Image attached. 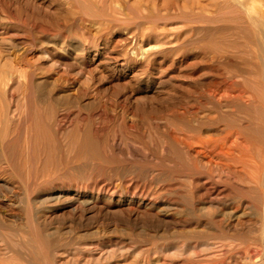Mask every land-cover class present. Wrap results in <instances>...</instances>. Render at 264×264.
I'll list each match as a JSON object with an SVG mask.
<instances>
[{
  "label": "rangeland",
  "instance_id": "rangeland-1",
  "mask_svg": "<svg viewBox=\"0 0 264 264\" xmlns=\"http://www.w3.org/2000/svg\"><path fill=\"white\" fill-rule=\"evenodd\" d=\"M199 1L0 0V197L8 187L17 197L15 206L0 200V217L27 240L23 262H177L188 252L153 248L208 229L205 215L218 218L222 207L235 206L230 196L205 194L204 184L237 193L254 167L245 168L248 175L234 159L209 167L176 141L175 128L202 105H264V57L254 42L242 48L251 51L248 57L239 52L245 61L211 62L202 26L214 23L203 22ZM227 69L245 81L244 100L218 103L210 94ZM252 110H236L233 117L264 131ZM222 122L196 127L193 147L217 136ZM234 140L230 136L225 149ZM257 152L245 158L260 157ZM248 218L258 223L255 215ZM196 250L190 256L200 262L221 256L223 264L245 261L238 248Z\"/></svg>",
  "mask_w": 264,
  "mask_h": 264
},
{
  "label": "bare ground",
  "instance_id": "bare-ground-1",
  "mask_svg": "<svg viewBox=\"0 0 264 264\" xmlns=\"http://www.w3.org/2000/svg\"><path fill=\"white\" fill-rule=\"evenodd\" d=\"M199 2H200V7L202 9V16L204 18L203 22L207 23L210 21L209 23H211V22L214 23V25H211V26L209 24L202 26V31L204 33L203 38L207 39V41L205 40L206 42L204 41L206 44L205 43H204L205 45L203 44L204 47L206 46V49H203V50H205V52H206V53L204 52L205 55H209V59L211 62L217 64L221 61V59L226 60L230 57L231 58H238L239 57L240 59H242L243 56H241L239 54V52L241 50L244 51V49H242V48L248 49L247 46H249L250 43L253 44L254 42L259 47L260 53L258 52L259 53L258 56H260V54L262 53V55L264 57V0H204L202 4H201V2H202L201 0ZM191 3L193 4V2H191ZM213 32H214V34L211 35V38H212V36H214V37L211 40V39H209L210 37H208V36H210V34ZM258 47L256 48L257 50H258ZM249 52H247V53L245 52V54H247V57L249 54H251V51H249ZM256 58L258 59V57H255V59ZM244 59H246L245 56L242 60H244ZM244 61H243V63H244ZM260 61H261V59L259 60V62ZM240 62L242 63V61H240ZM260 63H263V61H261ZM248 66H249V64H248ZM261 66H262V64H261ZM259 70H260V68H259ZM263 70H264V68H262L261 71H263ZM259 73L260 72H258L257 74L259 75ZM262 73H260L259 76L261 77V74H262L263 75L262 77L264 78V72H262ZM216 74H218V73H216ZM219 74H221L225 77H224V79H222L223 81L221 84H218L214 88L209 89V92L213 96V98H215V100H217L218 103H224V104L231 103L232 101L237 100V99H239V100L243 99L242 91H244V89L247 87V85L245 86V84H246L245 81H243L242 83L239 81L240 82L239 83L237 81L238 79L236 80V77H238L240 74H238L236 72V70H231V69H227L224 73H222L220 71ZM255 76L257 77V75H255ZM260 77L258 79H260ZM252 80H253V78H252ZM258 81H260V80H258ZM251 84H252V82H251ZM257 84H259V83H257ZM256 87H258V86H256ZM250 88H252V87H250ZM258 88H260V87H258ZM253 89H254V87H253ZM256 89L257 88H255V90ZM236 90H237V93L235 92ZM251 90L249 91V93L250 92L253 93ZM260 93H263V95L262 94L261 95L264 97V91L260 92ZM257 94H258V92H257ZM253 95L256 96L255 93H253ZM249 96H248V99L250 102H252V101H254V103L257 102V101H255V97L249 98ZM246 97H247V95H246ZM263 100H264V98H263ZM258 101H259V99H258ZM250 106H252V107H250ZM204 107L206 109H204ZM212 107L213 106H211V108ZM216 107L215 108L213 107L212 109L211 108L208 109L207 105H202L201 107L200 106L198 107L199 111H197V112H195L196 110H192L193 112L192 111L190 112V110H189L188 116H190V117L185 122H182V124H179V126L178 125L176 126L175 129H177V134H176V137H175V135H174V137H175L176 141L180 143V145H185L188 149L192 150L195 157L202 156L205 159V164H207L209 167L212 165H216V166L220 165V167H222V165H223V167H224L225 164H228L227 161H226L227 163L225 162L226 159L227 160L228 159L229 160L234 159L236 164L239 163V166H240L241 170L244 171V173H246L245 168L251 167V169H253V167H254L253 174L250 173L251 175L249 177L247 176V178H246V180H248L247 184L253 183L254 187H251L250 184L247 185L245 183V186H242L238 190L237 193L236 192L232 193V191H228L227 193H225L226 190H222L220 188L213 190L212 185L208 186L207 184H204L205 194L206 193L210 194L211 191H213V193L216 192L217 196H219L220 198H223V197L226 198V197L230 196L231 202L234 203L235 206L230 207L228 209L225 207H222L220 209L218 207V209H220V212H219L220 217H218V218H215L213 213L211 215H208V216L205 215L207 217V218H205V216L203 215L204 213H203L202 215L205 218L204 220L206 221L205 225L207 223L209 224V225L207 224L208 229L200 230V231H197V232H194L191 234L186 233V234H181L179 236H173L172 238H170L171 240H168V239L165 240L166 241L165 243L161 242L157 245L155 244L156 246L153 249H154V251H157V253H161V249L166 248V250H167V248L170 247V248H174V250L178 251V252L179 251L184 252V253L188 252L187 255L189 254L188 256H190V254L193 255L192 250H196V249H198V251L208 252L210 250H212V251H214V250L215 251L227 250L228 251L229 248H231L233 250L238 248L239 249L237 251V253L239 254L238 257L243 259V261L245 260L244 262H241V263H243V264H264V169H263L264 166L261 167L262 164L264 165V131H262V129H263L262 127L264 126V123H262V125H261V128H262L261 130L260 129L256 130L253 128H251L252 130H250L249 126L245 127L246 124H243L242 126L239 125L241 123L238 124L237 123L238 120L233 117V112L236 110L240 111V110L244 109L246 111L247 108H248V110H252V108H254L253 110L255 111V114L257 113L255 115V117L257 116V118L261 122H264V119H263L264 115H262L263 117L261 116V113H264L263 112L264 111V105H229L228 104V105H222V106L217 107V108ZM224 107H227L229 109V111H231V113L230 112L224 113L223 111H222L223 112L222 113L219 109L220 108L223 109ZM249 108H251V109H249ZM226 111L227 110L225 109V112ZM183 112H184V110H183ZM247 112H249V111H247ZM259 112H260V114H259ZM185 114L186 113H183V115H185ZM184 117H187V116L185 115ZM196 117H198V118H196ZM190 118L198 120V122L196 124L197 126L195 124L192 125L189 122ZM222 121H224V122H222ZM254 121H256V119ZM220 122H222V125L224 124L223 125L224 127H219L218 131H220V132L217 134V136L209 137L208 139H206V142H203L202 144H200V146L193 147V139L195 138V141H196V138H197L196 137L197 136L196 127L198 128V126H199V128L201 130L209 129L213 125L220 123ZM250 122L252 123V121H250ZM194 123H195V121H194ZM167 127H168V124H167ZM259 130H260V133H258ZM174 131H176V130H174ZM222 131H223V133H222ZM12 132L13 133L17 132V129L15 128ZM234 135H235L236 140L232 141L233 143L229 144V146H227L228 148L225 149V145H226L227 141L230 139V136H234ZM240 138H241V141H240ZM199 140L200 139L198 138V141ZM197 144H199V143H197ZM253 149H256L260 153V157L257 155L259 158L258 157L255 158L256 156L255 157L251 156V157L245 158V156H248L249 155L248 153ZM232 150H233V152H232ZM234 152H236V153H234ZM195 168H196V166H195ZM230 168H231V165H230ZM234 168H232V169H234ZM237 169H239V168L237 167ZM235 171L236 170H234V172ZM237 172H238V170H237ZM239 172H240V170H239ZM242 174L243 173H241V175L239 174L240 177L242 176ZM226 181H228V179ZM232 181H234V180H232ZM232 181H231V183H232ZM241 184H242V182H241ZM237 187H239V186H237ZM7 189H9V192H8V190L3 192L2 193L3 195L0 197V200L3 199V202L6 201V204H7L6 206H15L17 203L16 190L12 187H8ZM6 192H8V193H6ZM4 193H6V194H4ZM200 196H201V194H200ZM216 205H215V207H216ZM209 206H211V205H209ZM201 207H199V208L203 210V208H201ZM226 207H228V206H226ZM198 211H195V212H198ZM215 211L217 212V210H215ZM201 212L200 213L198 212V213L201 214ZM194 214L199 216L196 213H194ZM252 215H255V217L258 218V220H257L258 223L251 222V223H253V225L249 222L250 218H248V217H251ZM199 217L201 218L202 216H199ZM1 218L2 217H0V264H2V263L3 264H9V263L12 264L13 262L15 263V261H17L19 264H28L26 261L23 262L25 260V257L23 256V253H22V249H24V246L27 245V240L24 239V235L22 236L20 234V232H16L15 230L13 231L11 227L9 228V225L6 224L7 222L5 223L4 220L2 221ZM244 219H246V220H244ZM233 221H235V222H233ZM244 221L245 222L248 221V224H245ZM174 234H175V232H174ZM148 243H150V242H148ZM152 245H154V244H152ZM146 248H149V247H146ZM258 248H261V252L254 253L255 250ZM189 251H190V253H189ZM226 252H222V253H226ZM153 253L155 254V252H153ZM172 253H174V252H172ZM196 253H200V252H196ZM196 253H195V255H198ZM232 254H233V252H232ZM36 256H37V254H36ZM172 256H173V254H172ZM188 256H186L187 258H185V259L183 258L182 260H178L177 262H171V263H165V264H223L224 260H226L225 259L226 257L224 258L223 256H221L223 258H221V257L220 258H216V257L205 258L204 260H202L200 262L199 259H197V260L192 259L191 256L190 257H188ZM23 257H24V259H23ZM227 260H229V259H227ZM231 260H233V259L231 258ZM230 262H232V261H230ZM234 262H235V259H234ZM235 264H237V263H235Z\"/></svg>",
  "mask_w": 264,
  "mask_h": 264
}]
</instances>
